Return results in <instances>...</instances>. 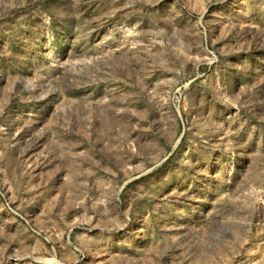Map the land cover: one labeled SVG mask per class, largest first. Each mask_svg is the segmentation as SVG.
Returning a JSON list of instances; mask_svg holds the SVG:
<instances>
[{
    "label": "rangeland",
    "instance_id": "1",
    "mask_svg": "<svg viewBox=\"0 0 264 264\" xmlns=\"http://www.w3.org/2000/svg\"><path fill=\"white\" fill-rule=\"evenodd\" d=\"M261 192L264 0H0V264H264Z\"/></svg>",
    "mask_w": 264,
    "mask_h": 264
},
{
    "label": "built area",
    "instance_id": "2",
    "mask_svg": "<svg viewBox=\"0 0 264 264\" xmlns=\"http://www.w3.org/2000/svg\"><path fill=\"white\" fill-rule=\"evenodd\" d=\"M258 197H259L258 198V208L260 209L263 220H264V192H261V194H259Z\"/></svg>",
    "mask_w": 264,
    "mask_h": 264
}]
</instances>
